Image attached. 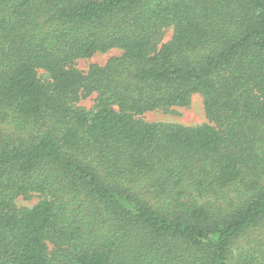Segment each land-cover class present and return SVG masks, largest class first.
Masks as SVG:
<instances>
[{
  "label": "trees",
  "instance_id": "trees-1",
  "mask_svg": "<svg viewBox=\"0 0 264 264\" xmlns=\"http://www.w3.org/2000/svg\"><path fill=\"white\" fill-rule=\"evenodd\" d=\"M0 123V264H264V0H0Z\"/></svg>",
  "mask_w": 264,
  "mask_h": 264
},
{
  "label": "rangeland",
  "instance_id": "rangeland-1",
  "mask_svg": "<svg viewBox=\"0 0 264 264\" xmlns=\"http://www.w3.org/2000/svg\"><path fill=\"white\" fill-rule=\"evenodd\" d=\"M172 36V29H165L163 32V38L161 43H165L170 40ZM121 52L119 50H109L104 53H97L89 59L77 60L74 63V68L80 72L86 74L92 65L104 66L105 63L112 57L120 56ZM38 76L45 80L46 76L42 71H38ZM96 95L94 93L90 95L80 94L79 99L73 103L76 108H81L86 111L92 110L94 108V100ZM138 119L146 123L155 124H173L184 127H198L202 125H211L209 121L205 118L202 107V98L200 96H193L191 98L190 104L183 108H172L169 111H154L146 113L139 116ZM25 132L20 127L15 126L12 123H0V137H5L8 139L23 137ZM230 197H234L235 193L233 190L228 191ZM38 199L34 196L30 200H23L18 198L15 201V205L18 208H30L33 206ZM261 229H252L251 231H246L242 236L236 240L231 246L228 253V264H238L240 254L247 251V247L254 240L260 239Z\"/></svg>",
  "mask_w": 264,
  "mask_h": 264
}]
</instances>
